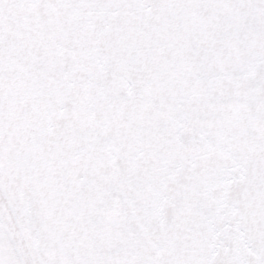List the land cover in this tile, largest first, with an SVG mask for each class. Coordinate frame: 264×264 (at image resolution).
<instances>
[{
  "label": "snow or ice",
  "instance_id": "snow-or-ice-1",
  "mask_svg": "<svg viewBox=\"0 0 264 264\" xmlns=\"http://www.w3.org/2000/svg\"><path fill=\"white\" fill-rule=\"evenodd\" d=\"M0 264H264V0H0Z\"/></svg>",
  "mask_w": 264,
  "mask_h": 264
}]
</instances>
